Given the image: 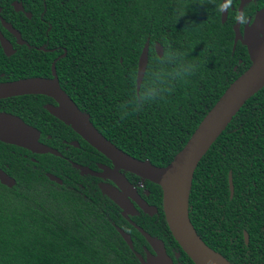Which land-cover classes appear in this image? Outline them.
<instances>
[{
  "label": "trees",
  "instance_id": "trees-1",
  "mask_svg": "<svg viewBox=\"0 0 264 264\" xmlns=\"http://www.w3.org/2000/svg\"><path fill=\"white\" fill-rule=\"evenodd\" d=\"M14 2L24 12H16ZM222 2L0 0V29L16 49L8 57L0 44V80L50 76L54 60L66 51L55 64L62 87L101 134L133 158L168 166L251 66L247 48L240 41L234 47L241 0H228L225 23ZM262 8L264 0L246 3L241 27ZM1 19L27 43L17 44ZM147 40L149 63L138 94V61ZM64 164L52 154L0 142V167L16 180L12 188L0 182V264H141L136 253L145 258L144 247L151 251L144 236L98 188L86 187L94 178L77 179ZM145 191L158 213L141 212L131 220L163 240L168 252L175 248L182 264H194L169 230L161 187L146 181ZM189 212L202 240L232 264H264V88L201 160ZM120 229L132 237L133 250Z\"/></svg>",
  "mask_w": 264,
  "mask_h": 264
},
{
  "label": "water",
  "instance_id": "water-1",
  "mask_svg": "<svg viewBox=\"0 0 264 264\" xmlns=\"http://www.w3.org/2000/svg\"><path fill=\"white\" fill-rule=\"evenodd\" d=\"M251 1L253 0H241L238 9L239 18L234 27L236 33L234 47L240 41L247 48L251 66L230 84L221 98L201 121L184 148L165 167H157L148 161L133 158L106 139L61 88L56 74L55 63L52 66L55 77L53 80L29 78L0 83V99L33 94H42L54 98L60 106L50 108L51 113L67 125L72 126L95 149L112 160L115 169L106 168L105 174H97L90 169L79 165L75 166L83 174L110 179L116 184V187L103 184L101 185V191L103 195L107 196L120 207L123 217L144 236L154 251V254L146 251L145 258L136 253L141 264H174V262L167 254L163 240L150 235L131 220V217L139 214L132 200L143 213L151 217L158 213V208L149 205L120 170L136 175L142 180L150 181L161 187L163 192V211L169 230L183 252L194 264H232L222 254L209 247L198 235L190 219L189 198L195 171L203 157L227 129L246 102L264 88V8L257 12L251 25L249 23L246 25L244 34L242 35L240 32L243 7L245 3ZM13 7L16 12H24L22 3L14 2ZM228 7V0H224L222 4L223 23L228 18ZM27 16L31 18L32 14L27 13ZM1 21L4 29L16 37L17 44L21 46L25 45L20 32L14 29L11 23L6 22L4 19H1ZM261 28L263 29V36L259 33V29ZM0 44L8 57L15 54L12 43L1 30ZM149 49L150 42L147 40L138 61L136 79L138 94L149 63ZM39 50H44V48L41 47ZM155 50L160 57L163 56L164 51L161 44L157 43ZM39 136V131L25 123L20 117L0 113V142L18 146L36 154L60 156V153L56 150L40 143ZM47 176L58 184L63 183L55 175L48 174ZM0 182L9 188L16 185V180L1 168ZM229 184L232 198L234 195L232 173L229 176ZM119 232L133 250L132 237L121 229ZM244 236L245 242L248 245L249 235L247 232L244 233Z\"/></svg>",
  "mask_w": 264,
  "mask_h": 264
},
{
  "label": "flooded vegetation",
  "instance_id": "flooded-vegetation-1",
  "mask_svg": "<svg viewBox=\"0 0 264 264\" xmlns=\"http://www.w3.org/2000/svg\"><path fill=\"white\" fill-rule=\"evenodd\" d=\"M222 4H223V2H222ZM240 4H241V2H240ZM221 11H222V8H221ZM228 11H229V7H228ZM238 13H239V11H238ZM228 14H229V12H228ZM255 17H256V15H255ZM255 17H254V19H255ZM238 18H239V16H238ZM254 19L252 21L248 20L243 25V27H241L242 25H240V32L242 33V35L245 32L246 25L248 23H249V25H251L254 22ZM242 20H243V14H242ZM236 24H237V22H236ZM241 24H242V21H241ZM17 31H19V30H17ZM262 31H263L262 28L259 29V33L261 36H263ZM2 33L12 43V40L9 39L7 36L8 34L6 33L7 34L6 35L4 31H2ZM12 37L15 38V41L17 40L15 36L12 35ZM21 37H22V35H21ZM23 41L25 42V44L27 43L25 40H23ZM12 45H13V43H12ZM13 47H14V45H13ZM15 53H16V49H15ZM65 54H66V51L64 54H62V55L60 54L58 56V58H56L54 60L53 63L56 64V62L60 58L64 57ZM52 66H53V64H52ZM55 68H56V66H55ZM51 71H52V67H51ZM56 74H57V78H58V81H59L61 88L74 101V103L77 105L79 110L95 126V124L91 120L90 116L86 113V111H84L79 106V104L75 101V99L66 91V89L64 87H62L60 77L57 73V70H56ZM1 77L3 78L4 75L2 74ZM29 78H42V79L53 80L55 77H54L53 71H52L50 76H48V75L47 76H27V77L18 78L15 80H0V83L17 81V80H21V79H29ZM59 106H60V104L54 98L47 96V95H42V94L24 95V96H16V97H9V98H5V99H0V113H6V114H11V115H15L17 117H20L25 123H27L28 125L34 127L37 131H39V133H40L39 142L50 147V148H52V149H54V150H56L58 153H60V156H57V157L61 158V160H63L65 162L64 166L68 169V171L71 170L73 175L77 179H79V177L85 178V179L88 177L94 178V179L87 180L88 183H86V187L98 188L100 191H101V185H103V184H107V185H111V186L116 187V184L112 180L104 179L102 177L94 176V175H90V174H83L82 171L75 166V165H79L81 167L90 169V170L96 172L97 174H105L106 168H109L111 170L115 169V165L112 162V160H110L107 156H105L104 154L99 152L97 149H95L85 138H83V136L81 134L76 132L72 128V126L67 125L62 120L57 118L53 113H51L50 108H57ZM95 128L97 129L96 126H95ZM97 130L99 131V129H97ZM29 152H31V151H29ZM32 154L44 155V154H36V153H32ZM28 156H29V154L28 155L24 154V157H28ZM30 159L35 161L34 158H30ZM1 169H3V168H1ZM120 172L126 176V178L129 180V182L135 187V189L137 190L139 195L145 200L143 194L149 195L148 191L142 192V188L145 187L146 180H142L141 178H140V180L139 179L137 180L136 178H132L128 175L130 173H127L123 170H120ZM48 174H51V173H47V175ZM76 185H78L80 188H84V185L81 182L76 181ZM101 193H102V191H101ZM102 195H103V193H102ZM162 200H163V192H162ZM132 202H133L135 208L139 211V214L137 215V216H139L142 211L140 210L138 205L133 200H132ZM155 207H157V206H155ZM165 247H166V245H165ZM144 250H145V252L149 251L145 247H144ZM166 251H167V254L169 255V257L173 260L174 264H182L180 262V253L175 248H171V250H169V252H168V248L166 247ZM150 252L152 254H154V251L152 250V248H151Z\"/></svg>",
  "mask_w": 264,
  "mask_h": 264
}]
</instances>
